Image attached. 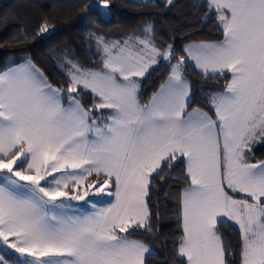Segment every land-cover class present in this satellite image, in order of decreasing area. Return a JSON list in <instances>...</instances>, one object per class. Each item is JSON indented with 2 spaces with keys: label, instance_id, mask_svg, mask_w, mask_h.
Returning a JSON list of instances; mask_svg holds the SVG:
<instances>
[{
  "label": "snow or ice",
  "instance_id": "snow-or-ice-1",
  "mask_svg": "<svg viewBox=\"0 0 264 264\" xmlns=\"http://www.w3.org/2000/svg\"><path fill=\"white\" fill-rule=\"evenodd\" d=\"M202 5L217 16L223 39L186 44L179 56L173 44L153 42L148 24L142 37L122 42L97 36L102 68L67 61L66 92L30 58L0 71V264H146L150 249L129 239V230L152 232L146 198L153 174L163 179L178 161L189 184L180 199L178 264H230L233 245L217 228L223 218L238 225L239 264H264V160L247 157L254 142H264V0ZM108 8L99 0L85 11ZM48 31L45 22L39 32ZM160 58L168 76L141 103L135 78ZM189 62L226 80L210 96L214 116L188 110ZM88 92L86 108L78 97ZM90 189L114 202L70 214L69 201Z\"/></svg>",
  "mask_w": 264,
  "mask_h": 264
},
{
  "label": "trees",
  "instance_id": "trees-1",
  "mask_svg": "<svg viewBox=\"0 0 264 264\" xmlns=\"http://www.w3.org/2000/svg\"><path fill=\"white\" fill-rule=\"evenodd\" d=\"M92 0H0V71L7 66L30 58L44 72L49 81L67 90V61L78 64L83 69L99 70L102 58L98 50L96 37L105 41H123L143 36L145 25L153 26L151 39L160 47L173 44L177 56L187 41L218 40L223 37L215 13H208L202 0H174L171 6L165 0H108L111 12L108 19L98 11L86 12L85 8ZM150 4V7H145ZM164 5V6H162ZM47 22L49 31L40 33L42 24ZM95 35H92V34ZM13 37H17L13 39ZM175 60L172 61L174 63ZM63 65V66H62ZM170 68L162 58L153 65L144 77H136L140 83L138 96L141 103H147L151 94L158 88ZM185 78L191 84L189 108L200 106L210 115V96L223 90L224 78L207 77L198 71L192 62L185 67ZM86 107L93 104L90 92L78 97ZM188 108V109H189ZM107 114L110 110H99ZM264 158V142L258 140L252 144L248 159ZM169 171L171 172L168 175ZM185 167L176 162L172 170L165 168L164 178L153 174L149 195L146 198L151 214L152 232L144 229L129 230L133 237L150 248L146 254V264H178L176 244L182 234L181 194L185 182ZM89 178L88 182H92ZM114 186H111L113 190ZM230 191V190H229ZM234 197L244 198L245 194L236 193ZM111 197H108V201ZM217 225L225 243H231L228 260L230 264H239L238 225L227 221Z\"/></svg>",
  "mask_w": 264,
  "mask_h": 264
},
{
  "label": "crops",
  "instance_id": "crops-1",
  "mask_svg": "<svg viewBox=\"0 0 264 264\" xmlns=\"http://www.w3.org/2000/svg\"><path fill=\"white\" fill-rule=\"evenodd\" d=\"M221 39H223V37L221 38ZM221 39H218V40H191V41H187V42H185L184 43V45H183V47L186 45V44H189V43H199V42H217V41H219V40H221ZM25 59H27V58H25ZM25 59H22L21 61H19V62H16V63H13V64H11V65H9V66H7V67H10V66H14L15 64H20V63H23L24 62V60ZM32 61V60H31ZM32 63L34 64V62L32 61ZM193 65H194V63H192ZM6 67V68H7ZM37 67V66H36ZM6 68H4V69H2L1 71H4V70H6ZM198 71H200L201 72V70H199V69H197ZM170 71V70H169ZM169 71H168V73H169ZM168 73H167V75H166V77L164 78V80L167 78V76H168ZM211 74V73H210ZM230 75V74H229ZM164 80L162 81V83L164 82ZM186 80L189 82V84H190V81L186 78ZM161 83V84H162ZM160 84V85H161ZM159 85V86H160ZM191 85V84H190ZM159 86H158V88L154 91V92H156L158 89H159ZM223 91V90H222ZM66 92V91H65ZM153 92V93H154ZM152 93V94H153ZM152 94H151V96H152ZM150 96V97H151ZM190 97H191V90H190ZM79 99V98H78ZM150 99V98H149ZM148 99V100H149ZM189 100H190V98H189ZM148 102V101H147ZM67 103H68V101H67V99H65L64 100V104L65 105H67ZM85 106V105H84ZM86 107V106H85ZM87 108V107H86ZM193 108H200V109H202L203 111H206L204 108H202V107H200V106H192V107H190L188 110L189 111H191ZM258 141V140H257ZM251 147H252V145H251ZM251 151V150H250ZM250 151H247V157H248V155H249V152ZM261 160H264V158L263 159H256V160H249V162H251V163H256V162H258V161H261ZM53 175H58L57 173H54ZM42 183H43V181H42ZM189 186V184L186 186V187H188ZM110 188H111V185L109 186ZM186 187H184L183 188V190L186 188ZM113 190H114V188H113ZM182 190V191H183ZM234 198H237V199H239V197H234ZM114 196H112V198L108 201V200H106V198H103L101 201H102V205L101 206H97V207H105V206H107L109 203H111V202H114ZM69 203L72 205V210H71V212H70V214H80V213H88V212H92V211H94V209L92 208V204L91 205H87V204H85V203H82L81 202V200H71V201H69ZM122 235H127V234H122ZM129 239H134V240H137V239H135V238H133V237H130L129 236ZM7 251H13V250H7ZM15 256H19V254H14Z\"/></svg>",
  "mask_w": 264,
  "mask_h": 264
},
{
  "label": "rangeland",
  "instance_id": "rangeland-1",
  "mask_svg": "<svg viewBox=\"0 0 264 264\" xmlns=\"http://www.w3.org/2000/svg\"><path fill=\"white\" fill-rule=\"evenodd\" d=\"M175 63V62H174ZM84 189L81 188V191H83ZM109 196L107 194V191L105 192H96L95 190H89V195L85 197L84 200H81L82 203H85L87 205H91L93 203H95L97 206H101L102 205V199L106 198V200L108 199ZM150 249V248H149Z\"/></svg>",
  "mask_w": 264,
  "mask_h": 264
},
{
  "label": "water",
  "instance_id": "water-1",
  "mask_svg": "<svg viewBox=\"0 0 264 264\" xmlns=\"http://www.w3.org/2000/svg\"><path fill=\"white\" fill-rule=\"evenodd\" d=\"M98 2H99V0H92V2H91L88 6H91V5H93V4H97ZM99 14H100V16H101L102 18H104V19H108V18L110 17L111 12H110V10H109V8H108L106 14H101V12H99Z\"/></svg>",
  "mask_w": 264,
  "mask_h": 264
}]
</instances>
